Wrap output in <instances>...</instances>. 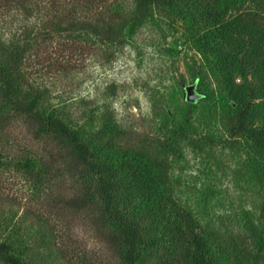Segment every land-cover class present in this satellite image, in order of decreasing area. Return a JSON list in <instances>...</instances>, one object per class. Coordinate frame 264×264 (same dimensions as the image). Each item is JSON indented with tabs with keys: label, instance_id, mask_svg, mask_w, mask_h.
<instances>
[{
	"label": "rangeland",
	"instance_id": "obj_1",
	"mask_svg": "<svg viewBox=\"0 0 264 264\" xmlns=\"http://www.w3.org/2000/svg\"><path fill=\"white\" fill-rule=\"evenodd\" d=\"M73 4L41 34L42 11L0 10V244L23 264H264V0ZM20 108L91 164L64 171L70 146ZM94 164L139 231L119 253Z\"/></svg>",
	"mask_w": 264,
	"mask_h": 264
},
{
	"label": "trees",
	"instance_id": "obj_2",
	"mask_svg": "<svg viewBox=\"0 0 264 264\" xmlns=\"http://www.w3.org/2000/svg\"><path fill=\"white\" fill-rule=\"evenodd\" d=\"M73 2L75 7L82 6L85 10L94 11L95 14L104 19L106 14L109 11L110 5L108 3H115L120 0H66ZM62 0H0V10L7 9L12 5L18 7L26 6L32 11L39 10L42 11V31L49 33L51 30L54 31L58 24L60 23V18L54 16L55 5H60ZM109 8V9H108ZM243 24L246 25L245 21ZM252 48V47H251ZM4 98H7V87L3 89ZM21 112L25 115L30 116L34 123L37 125L36 134L40 133L41 136L48 135V138L59 137L67 142L70 148H64V155L60 157L63 162L71 163V167H64V171L68 173L75 172V175H79V169L83 166L90 165L91 157L86 147H84L79 140L76 138L75 134L62 122L56 119H44L40 115L32 111L31 108H20ZM240 129H244L243 126ZM93 175L96 177L98 182L97 193L100 197V202L97 203V213L99 212L101 216V221H113L118 226L122 228H128L127 237L124 234H120L114 240L116 243L115 248L116 252L119 253L123 248L129 247L132 248L139 239V231L133 226L130 222L119 215L118 208L116 207V194L111 188V182L107 177L98 170V165H92ZM135 249L132 248V251L127 255L123 256V260L127 264H135L134 258ZM0 257L3 258L5 264H23L18 258L11 254L10 248L5 244H0Z\"/></svg>",
	"mask_w": 264,
	"mask_h": 264
},
{
	"label": "water",
	"instance_id": "obj_3",
	"mask_svg": "<svg viewBox=\"0 0 264 264\" xmlns=\"http://www.w3.org/2000/svg\"><path fill=\"white\" fill-rule=\"evenodd\" d=\"M185 98L188 102H194L198 98V95L195 93V86L193 84L185 88Z\"/></svg>",
	"mask_w": 264,
	"mask_h": 264
}]
</instances>
